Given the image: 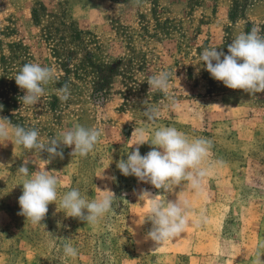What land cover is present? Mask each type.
<instances>
[{"label": "rangeland", "instance_id": "374dc122", "mask_svg": "<svg viewBox=\"0 0 264 264\" xmlns=\"http://www.w3.org/2000/svg\"><path fill=\"white\" fill-rule=\"evenodd\" d=\"M69 2L0 0V101L8 109L0 118L37 129L43 143L75 124L102 133L88 156L73 157L62 145L63 159L49 164L42 161L46 151L0 145V264H93L95 251L107 264H264V93L228 89L200 60L210 45L228 54L235 36L253 26L264 36V0H117L116 13L105 24L94 22L95 29L81 27ZM31 62L51 67L55 79L40 103L25 107L14 78ZM160 71L171 73L167 94L149 91L148 78ZM65 83L70 95L63 101L56 89ZM149 107L160 116L146 125ZM135 127H175L189 139L207 138L212 146L201 188L185 181L163 193L122 175L116 165L134 151ZM152 147L140 146L141 155ZM26 161L30 172L54 171L57 204L72 188L91 200L107 184L113 211L88 225L50 204L42 225L33 226L19 215L16 170ZM144 190L161 202L188 204L189 226L158 248L145 238L151 201L139 199ZM81 237L90 238L84 253ZM65 243L77 257L61 259Z\"/></svg>", "mask_w": 264, "mask_h": 264}, {"label": "clouds", "instance_id": "9594fccd", "mask_svg": "<svg viewBox=\"0 0 264 264\" xmlns=\"http://www.w3.org/2000/svg\"><path fill=\"white\" fill-rule=\"evenodd\" d=\"M217 49L210 45L200 53V60L214 80L222 82L228 89L243 90L250 94L264 93V36L259 34L255 26L249 33L240 32L235 36L228 45V54L218 52ZM170 78L171 73L168 71L150 76L147 81L149 91L159 90L167 94ZM14 79L18 87L25 91V95L20 98L22 106H35L45 96V86L54 81L55 72L49 66L31 62L24 64ZM56 91L61 100L69 98L68 83ZM171 106L178 108L175 101L171 102ZM0 109H3L2 105ZM144 116L146 125L154 123L160 116V110L149 107L144 111ZM101 135L96 127L87 128L75 124L43 143L37 129H25L12 124L7 118H0V145L5 141L11 142L15 146L34 150L39 156L46 151L49 159H41L45 164L51 163L56 157L63 159L62 145L72 148L73 157L88 156L100 142ZM130 141L135 146L134 151L129 152L127 159H121L116 165L125 177L134 176L138 181L151 184L163 193L174 191L185 181L194 189L201 188L208 174L207 169L201 165L208 158L212 146L207 138L189 139L175 127H159L152 132L145 127H135ZM145 144L153 146L152 150L141 155L140 146ZM28 164L26 161L16 170L23 188L18 203L21 209L19 215L33 226L42 225L50 204L57 205V212H63L65 217L78 219L88 225H95L113 211L115 194L107 184L103 189L96 187L98 195L91 200L86 199L78 188H72L60 197L57 204L59 180L53 174L54 171L38 166L37 171L30 172ZM102 179L115 181L116 178L103 174ZM159 196L144 190L139 197L141 201L146 197L151 201L147 219L151 228L145 238L154 241L157 248L189 226L187 202L178 199L161 202ZM77 256L78 250L71 243L63 245L62 260Z\"/></svg>", "mask_w": 264, "mask_h": 264}, {"label": "crops", "instance_id": "0c3cea01", "mask_svg": "<svg viewBox=\"0 0 264 264\" xmlns=\"http://www.w3.org/2000/svg\"><path fill=\"white\" fill-rule=\"evenodd\" d=\"M117 5V0H70L69 12L82 28L95 29L98 26L94 22L107 23L109 14L117 11Z\"/></svg>", "mask_w": 264, "mask_h": 264}, {"label": "trees", "instance_id": "16d2710c", "mask_svg": "<svg viewBox=\"0 0 264 264\" xmlns=\"http://www.w3.org/2000/svg\"><path fill=\"white\" fill-rule=\"evenodd\" d=\"M0 105L3 106V109H0V113H5L8 111L6 102L0 101ZM89 241H90L89 237H81L80 245L82 246H80L81 247L80 253H84L86 251V249L88 248L87 246L90 243ZM90 254L93 256V264H107L106 262H100L104 257L102 255V257L99 260V255H100L99 251H95L94 253H90ZM123 260H125V257L123 258ZM138 264H145V263L142 260H138Z\"/></svg>", "mask_w": 264, "mask_h": 264}]
</instances>
